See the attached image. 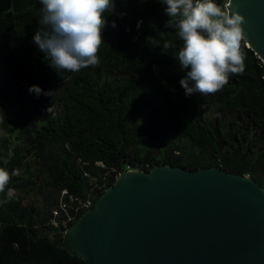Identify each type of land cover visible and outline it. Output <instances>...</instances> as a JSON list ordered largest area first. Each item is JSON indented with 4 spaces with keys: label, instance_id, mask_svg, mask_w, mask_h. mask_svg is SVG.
<instances>
[{
    "label": "trees",
    "instance_id": "obj_1",
    "mask_svg": "<svg viewBox=\"0 0 264 264\" xmlns=\"http://www.w3.org/2000/svg\"><path fill=\"white\" fill-rule=\"evenodd\" d=\"M42 8L0 0V168L10 175L0 192V264L82 263L52 236L125 171L219 167L264 188V62L247 41L242 74L215 94L188 96L179 18L163 0H124L106 12L99 63L79 72H57L33 43Z\"/></svg>",
    "mask_w": 264,
    "mask_h": 264
},
{
    "label": "water",
    "instance_id": "obj_2",
    "mask_svg": "<svg viewBox=\"0 0 264 264\" xmlns=\"http://www.w3.org/2000/svg\"><path fill=\"white\" fill-rule=\"evenodd\" d=\"M114 3L117 12L124 0ZM220 6L245 17L247 45L264 62V0ZM117 181L52 236L80 264H264V188L251 178L157 166Z\"/></svg>",
    "mask_w": 264,
    "mask_h": 264
},
{
    "label": "clouds",
    "instance_id": "obj_3",
    "mask_svg": "<svg viewBox=\"0 0 264 264\" xmlns=\"http://www.w3.org/2000/svg\"><path fill=\"white\" fill-rule=\"evenodd\" d=\"M40 2L42 18L33 43L46 54L50 66L57 72H79L98 65L97 54L107 26L104 14L114 9V0ZM163 4L170 17L179 18L176 26L183 47L178 61L182 70L190 69L180 81L186 95L215 94L228 83L229 74L245 71L246 57L241 46L247 33L243 15L222 8L214 0H163ZM168 26H172L170 22ZM29 92L39 96L42 89L32 86ZM51 111L49 108L50 114ZM9 180L8 171L0 168V192L5 191Z\"/></svg>",
    "mask_w": 264,
    "mask_h": 264
},
{
    "label": "built area",
    "instance_id": "obj_4",
    "mask_svg": "<svg viewBox=\"0 0 264 264\" xmlns=\"http://www.w3.org/2000/svg\"><path fill=\"white\" fill-rule=\"evenodd\" d=\"M89 205H90V203H88V204L86 205V207H89Z\"/></svg>",
    "mask_w": 264,
    "mask_h": 264
}]
</instances>
